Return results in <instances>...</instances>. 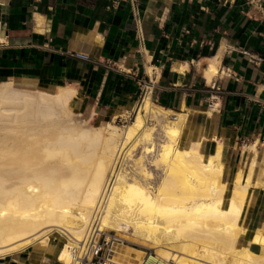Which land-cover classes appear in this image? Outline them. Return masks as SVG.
I'll use <instances>...</instances> for the list:
<instances>
[{
    "label": "bare ground",
    "instance_id": "6f19581e",
    "mask_svg": "<svg viewBox=\"0 0 264 264\" xmlns=\"http://www.w3.org/2000/svg\"><path fill=\"white\" fill-rule=\"evenodd\" d=\"M73 94L0 83V257L56 240L57 259L75 264L98 210V230L155 249L119 244L120 264H264V228L248 239L243 224L250 188L264 187L254 179L256 146L229 188L222 143L209 156L201 141L181 145L186 113L145 96L121 114L128 123L93 124L74 117ZM138 149L150 165H126Z\"/></svg>",
    "mask_w": 264,
    "mask_h": 264
},
{
    "label": "crops",
    "instance_id": "0c3cea01",
    "mask_svg": "<svg viewBox=\"0 0 264 264\" xmlns=\"http://www.w3.org/2000/svg\"><path fill=\"white\" fill-rule=\"evenodd\" d=\"M3 82L68 87L72 110L93 124L150 96L186 113L181 145L201 141L209 156L222 143L229 188L253 145L264 180V0H0ZM246 208L249 239L264 228V187L250 188ZM58 249L33 244L0 264H63Z\"/></svg>",
    "mask_w": 264,
    "mask_h": 264
},
{
    "label": "built area",
    "instance_id": "2783aa9c",
    "mask_svg": "<svg viewBox=\"0 0 264 264\" xmlns=\"http://www.w3.org/2000/svg\"><path fill=\"white\" fill-rule=\"evenodd\" d=\"M99 216L100 212L97 210L83 248L81 250L74 249L75 264H120L115 258L116 247L119 244L125 243L127 239L114 231L106 232L98 230L97 222Z\"/></svg>",
    "mask_w": 264,
    "mask_h": 264
},
{
    "label": "rangeland",
    "instance_id": "374dc122",
    "mask_svg": "<svg viewBox=\"0 0 264 264\" xmlns=\"http://www.w3.org/2000/svg\"><path fill=\"white\" fill-rule=\"evenodd\" d=\"M74 117H75L77 120H80V118H81L82 116H79V115H77L76 113H74ZM7 119H8V116L5 115V116L3 117V120H4V121H1V122H0V127L6 125V121H7ZM116 121H117V123L120 124V125H123L124 122H127V123H128V121L122 119L121 117H120V118H117ZM153 121L157 123L156 120H153ZM4 130H7V128H5ZM52 133H55V130H53ZM133 159H135L136 162H143V161H145V163H148L149 165H150V162H151V160H152V158L149 157L148 155L144 154V153L141 151V149H138V150H135V151L132 152V155H131L129 161L126 163V165H131V164L133 163ZM147 161H148V162H147ZM138 165H139V163H137L136 166H138ZM140 167H141V166H138L139 169H140ZM141 168H143V167H141ZM145 171H146V170H145ZM149 175H151V176L155 177V179H157V177H158V169L151 168V172L149 173ZM228 193H229V190L227 191V194H228ZM243 224H244V225H247V224L245 223V217H244V220H243ZM117 233H118L119 235H121L122 237H125L124 234L119 233V232H117ZM123 244H124V245H123ZM123 244H121V246H123V247H124L126 244L140 247V248H142V249L145 250L146 254H150V252H151V253H155V249H152V248H149V247H146V246H142V245H140V244H138V243H136V242H134V241H131V240H129V239H127V240L125 241V243H123Z\"/></svg>",
    "mask_w": 264,
    "mask_h": 264
}]
</instances>
